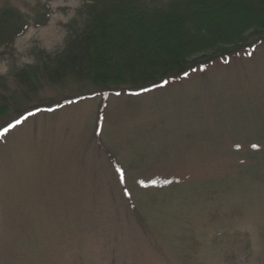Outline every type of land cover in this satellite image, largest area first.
Returning <instances> with one entry per match:
<instances>
[{
    "label": "rangeland",
    "instance_id": "1",
    "mask_svg": "<svg viewBox=\"0 0 264 264\" xmlns=\"http://www.w3.org/2000/svg\"><path fill=\"white\" fill-rule=\"evenodd\" d=\"M44 1L47 24L0 49L20 96L13 74L61 50L80 6ZM98 90L44 83L11 109L76 99L0 140V264H264V43L142 96Z\"/></svg>",
    "mask_w": 264,
    "mask_h": 264
},
{
    "label": "trees",
    "instance_id": "2",
    "mask_svg": "<svg viewBox=\"0 0 264 264\" xmlns=\"http://www.w3.org/2000/svg\"><path fill=\"white\" fill-rule=\"evenodd\" d=\"M36 5L31 16L0 7V49L11 48L30 28L47 24L52 13L48 3L36 0ZM66 28L61 50L39 52L34 65L13 74L22 96L11 92L0 77L1 122L18 108L19 99L36 94L44 83L88 84L99 92L122 90L137 97L193 70L204 71L215 60L227 62L240 51L247 54L264 43V0H80ZM228 44L231 47L225 48ZM73 100L16 111L0 126V133L29 113L55 110ZM110 162L120 179L119 166L113 159Z\"/></svg>",
    "mask_w": 264,
    "mask_h": 264
},
{
    "label": "snow or ice",
    "instance_id": "3",
    "mask_svg": "<svg viewBox=\"0 0 264 264\" xmlns=\"http://www.w3.org/2000/svg\"><path fill=\"white\" fill-rule=\"evenodd\" d=\"M32 113H29V115H31ZM22 119H26V117H23ZM22 119H17L14 123H9L8 126L6 128H4L2 130V133H7L10 129L16 127V125H19L20 123H22ZM0 133V134H2ZM119 171V169L117 170Z\"/></svg>",
    "mask_w": 264,
    "mask_h": 264
}]
</instances>
